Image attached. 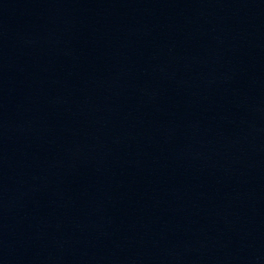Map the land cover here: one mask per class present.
Masks as SVG:
<instances>
[{
	"label": "water",
	"instance_id": "1",
	"mask_svg": "<svg viewBox=\"0 0 264 264\" xmlns=\"http://www.w3.org/2000/svg\"><path fill=\"white\" fill-rule=\"evenodd\" d=\"M0 264H264V68L107 0H0Z\"/></svg>",
	"mask_w": 264,
	"mask_h": 264
}]
</instances>
